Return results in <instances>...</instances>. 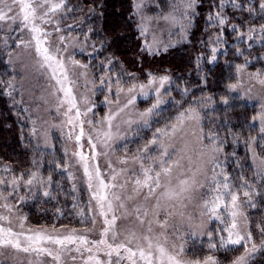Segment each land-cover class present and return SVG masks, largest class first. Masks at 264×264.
<instances>
[{"label":"rangeland","instance_id":"1","mask_svg":"<svg viewBox=\"0 0 264 264\" xmlns=\"http://www.w3.org/2000/svg\"><path fill=\"white\" fill-rule=\"evenodd\" d=\"M26 2H31V0H26ZM52 2L59 3L60 1L52 0ZM188 2L189 0H135V3L140 4V8L137 9L134 7V0L132 1L133 13L138 21V35L141 40V46L148 56L168 54L174 51L177 46L188 44L193 16L197 9V1L195 0L192 9L186 10L185 4ZM8 3L11 4V0H8ZM66 3L64 1V7L58 9L55 13H49L47 17L48 23H42L39 19L34 21L42 29V32L51 33L50 36L41 34V39L44 41L42 47L48 48L58 60L63 61L68 77L66 81L63 80L60 70L55 64H52V68H49L47 64H44L43 57L37 54L36 41L32 38L33 33L28 28L22 27V15L17 16L15 23L11 19L0 21V37L6 51V64L11 72L10 82L14 86L9 91L14 94L12 97L16 98L15 105L20 110H23L22 113L27 118L32 143L42 153L49 154L51 158L50 163L54 164L56 168L55 180L49 175L43 178L37 174L32 185H26L25 183L30 177L24 180V183L20 179L15 178L17 184L9 187L14 177L7 180L3 179L0 175V180L5 182L4 184H0V191H3L4 196H7V200L0 199V215L8 217L7 220L0 221V227L11 228L15 232H24L25 234H28L29 229L33 232L46 230L48 234L53 236L67 235L75 229V235L87 236L92 241L99 240L105 226V218L99 215L97 203L92 199L93 194L97 192L98 181L93 179L92 188H89L87 177L84 175L83 163L75 155V153L79 152L88 157L90 171H93L94 167H98L101 172V179L105 180L106 183L117 185L114 188L106 190L108 199L112 201L115 214L118 217L116 231L119 235L115 243L126 242L125 238L129 234V230L135 231L137 236L146 234L154 239L157 235L163 233V235H160V242L170 252H178L179 246L185 240L188 241L185 245V254L178 257L179 259H200L198 258V253L201 252L203 246L204 249L214 250L208 247V235H200L202 229L198 227L199 225L202 223L206 224L207 229L212 232V241L217 243V245L219 244L221 235L225 238L227 237L226 232L218 231L224 229L226 224H230L231 221L223 206H221L220 211L225 223H221L215 219L209 220L208 216L202 217L200 215L201 209L194 206L202 204V198L200 192H194L193 205L184 210L186 213L185 218H181L178 214L170 217L166 216L163 210H161L158 217H154L151 212V205L155 204V199H153L146 203V206L149 208V215L144 217L143 213H141V217L145 220V223L141 225L135 219L136 213L132 212L131 215L126 217L125 211L119 208L120 201L115 200L112 196V193L120 194L122 197L132 193L133 184L131 181L136 177L130 175L129 172L121 171L122 169H135L137 172L139 171L138 164L132 163L131 159H129L127 164L119 162L121 158H125L126 150L124 145H127V155L130 157L132 153L137 151L138 147H141L148 140L152 139L157 128H165L167 125L168 130L171 131L172 124L176 123L175 118L179 114L174 116V119H171L172 121L169 122V119L166 120L162 113L167 103L163 94L170 89L172 78L168 76L170 78L169 81L160 89L162 98L165 101L158 109L160 115L153 117L150 126L143 128L138 135H132V130L137 128L138 125L132 124L130 127L125 121L129 119L138 120V113L155 103V92L149 89L148 97H144L139 94V89L137 88V92L135 93L137 97L136 102L125 108L123 112H120L119 109L123 108L132 95L127 92V88L132 83H136L137 85L140 83L146 84L148 74L151 72H141V78L135 76L128 81L122 80V86L125 91L117 96V76L111 74L107 68L103 69L100 60L94 61L99 48L91 40L90 29H80L81 25L69 18L70 13L65 10ZM173 5H176L177 8L173 9ZM0 7L4 6L0 5ZM46 9L47 5L44 8H37V15L42 16ZM4 11H8L7 7H4ZM186 11L187 18H185ZM170 12L177 17L175 24L171 20L166 21L163 19ZM17 13H19V6L13 5V11L8 12V16L11 17ZM141 25L144 27L143 34H141ZM9 26L13 29L12 31H9ZM57 28L60 31H57ZM77 28L80 29L79 32H76ZM61 36L65 37L63 42L60 41ZM17 44H19V47H17ZM149 47L151 48V54L148 50ZM57 48L60 51H57ZM81 65H85L86 67H81ZM243 66V70L239 73L236 69L235 84L237 88L231 92L235 96L240 97L246 104L254 105L258 108V116L254 120V124L259 130L260 137H262L264 133L261 132L262 125L259 116L264 114V85H261L259 80H264V76L250 70L247 63H244ZM54 71L57 77L63 81V87L71 88L72 95L76 98L77 108L81 112L78 121L75 119L76 109L68 112L67 110L70 105L68 103L61 105V100H65L66 97L64 92L61 91V85L57 84L56 80L53 79ZM151 74L157 78L164 76L162 74ZM101 77H104L103 84L101 83ZM109 82L112 84L111 91L107 87ZM156 87H159L158 82L153 85V89ZM88 108H91L92 111L88 112ZM85 112H87V115H84ZM112 113H118L113 119L110 129L113 139L105 145L103 143L104 138L102 136L98 137V132L109 131L108 125L103 123V118ZM69 117L73 118L72 124L68 123ZM89 120H92L94 123L90 125L88 123ZM81 124L85 135L77 143L75 137L80 133ZM201 124V115L199 121L185 119L182 125H178L177 131L173 135L162 138L163 144L169 148V151L177 153L174 159H179L183 156L181 165L185 172H187L190 166L195 168L198 153L207 145L205 141L204 144H201L198 139L201 135ZM119 137H124V139H120ZM89 138L96 144L97 156L95 160L91 159L93 149L88 142ZM207 146L210 150V145ZM158 148L159 145L152 146V149ZM104 153H107V155ZM248 153L254 172L258 177H264V175H259L257 172L260 160L256 159V157H260L261 159H264V157L256 150L255 140L251 141V150L248 147ZM153 154L158 156L159 151H155ZM213 155L217 157L219 167L214 168L212 164H205L209 180L214 172H220V169L226 166L231 159L230 155L223 150L219 153H213ZM56 157L58 161H56ZM188 157L192 158L194 162L192 165H189ZM204 159L207 160V157ZM109 163L115 168V173L109 167ZM145 163H148V161H145ZM57 165H60V167H57ZM180 171L181 169L179 168L173 170V184L177 182V178H183L179 175ZM117 173L118 175H116ZM113 175H116L115 180L111 178ZM49 177H51V180H49ZM197 178L200 181H206L204 175H198ZM216 178L220 180L219 176ZM60 180L64 181L66 188L62 189L58 196H54L49 189H41L42 187L54 188V186L61 189L62 182L58 184ZM126 180L129 183L126 184L125 188H121L120 185L125 184ZM15 188H18L19 191H14L13 195L8 196V191ZM45 191L49 193L48 196L44 195ZM201 192L207 193L208 189H201ZM209 195H214V193H209ZM21 196L25 198L23 201L20 200ZM226 199L230 200V197H226ZM239 200L240 210L243 215L237 217V224L238 230L243 233L245 230L250 231L248 220H245V216L247 217L248 215L246 209V205L248 204L244 203L247 200L245 198H239ZM124 202L129 210L135 206L145 204L142 195L134 201L125 200ZM5 203L12 206L11 212L3 207ZM106 207L107 205H105ZM33 213L36 219L32 217ZM187 213H191V220L187 219ZM47 217L52 220V223L43 224L42 220L45 221ZM22 218L23 229L20 227ZM108 218H111V214H109ZM164 219L168 220L166 229L160 228L155 223L156 220L163 221ZM93 220L95 224H93ZM150 220L153 221L151 224L153 231L148 233V221ZM190 232L197 233L195 238L187 235ZM178 236L180 239H177ZM165 238L167 240L166 243ZM107 239L109 242H112L111 233H109ZM135 243L134 241L130 247H135ZM140 243L146 247V243L143 240ZM173 245H175V248ZM45 246L55 248L51 244ZM69 247L75 246L70 245ZM248 247L251 248V244ZM236 248L241 247L237 246ZM243 251L244 249H242L239 255L243 254ZM259 251L251 255L249 264H251ZM218 252L216 253V257L220 260ZM70 255L77 257L75 264H83V259L79 254L72 252ZM88 255L90 254L83 253V258L86 259ZM98 258L104 261L109 259L102 252L98 253ZM36 259L35 254L29 256L22 252H15L10 248L0 249V264H29V260L35 262ZM39 259L42 261V264H55V261L48 256H42ZM111 259L115 260L116 256L113 255ZM62 260L65 264H73L67 255H63ZM231 262L228 264H231ZM121 264H129V262L125 260Z\"/></svg>","mask_w":264,"mask_h":264},{"label":"trees","instance_id":"2","mask_svg":"<svg viewBox=\"0 0 264 264\" xmlns=\"http://www.w3.org/2000/svg\"><path fill=\"white\" fill-rule=\"evenodd\" d=\"M64 1L67 2L65 10L72 9L69 18L80 24V29H90L91 40L99 48L94 61L100 60L103 69H110L111 74L123 81L135 76L141 78L143 71L172 78L162 111L166 120L171 122L190 105L196 107L202 118L205 143L209 145L207 137L213 134L218 146L231 157L220 172L228 175L233 191L243 185V191L251 192L255 207L247 203V220L253 242L260 244L262 236L257 225L264 226V177L256 175L248 153V145L254 137L256 150L264 157V142L253 119L258 116V108L246 104L228 87L236 83L237 65L247 63L250 70L264 76V41L261 40L264 33L260 32L264 14L259 8L260 0H196L197 9L188 44H181L174 51L159 56H148L141 46L133 0ZM250 8L255 12H249ZM209 16L213 19L209 20ZM220 17L225 19L224 25L219 24ZM233 26L236 31H233ZM249 28L256 29L251 33V40L248 39ZM80 29L77 28L76 32ZM213 48L216 49L214 60ZM4 49L0 37V81H3L0 84V175L7 180L18 178L22 183L33 172L43 178L49 175L54 179L56 168L50 163L49 154L42 153L32 143L27 118L15 105L14 94H4L9 91L6 85L11 79ZM109 58L112 60L110 65L107 63ZM225 98L227 103H224ZM223 174L219 175L221 181ZM61 182V189L57 186L41 189H49L58 196L66 188L64 181L60 180L58 184ZM243 191H239V198L248 199ZM42 223H52V220L47 217ZM242 249L219 251L221 264L231 262ZM216 253L203 246L198 258L203 259L209 254L216 256ZM251 264H264V249L258 252Z\"/></svg>","mask_w":264,"mask_h":264},{"label":"snow or ice","instance_id":"3","mask_svg":"<svg viewBox=\"0 0 264 264\" xmlns=\"http://www.w3.org/2000/svg\"><path fill=\"white\" fill-rule=\"evenodd\" d=\"M195 4V0H189L187 4H185V9H192ZM0 5L7 7V12L4 11V7H0V21H7L11 19L14 23L17 20V16L22 15L21 24L23 28H28L29 31L33 33V39L36 41V52L38 55L43 57L44 64H47L49 68H52V64H55L57 68L60 70V75L63 77V80L66 81L68 79L67 73L64 69V64L62 60H58L56 56H54L48 48L42 47L44 41L41 39V34L44 36H50L51 33L42 32V29L35 24V20L39 19L42 23H48L47 19L49 13H55L58 9L64 7V0H60L59 3H53L52 0H31V2H26V0H11V4L8 3V0H0ZM13 5L19 6V13L14 14L9 17L8 12L13 11ZM47 5L46 11H44L42 16L37 15V8H44ZM134 7L139 9L140 4L135 3ZM177 6L173 5V9H176ZM259 8L261 10V14H264V0H260ZM72 9H69L71 11ZM249 12L254 13V9H248ZM185 18H187V11L185 12ZM164 20H171L173 24L177 22V17L173 13H169L163 17ZM213 18L209 16V20ZM225 19L223 17L219 18V24L224 25ZM31 25V27H29ZM13 29L9 26V31ZM60 31L59 28L56 29ZM237 29L233 26V31ZM255 28H249L248 39H253L251 33L255 32ZM260 32L264 33V24L260 25ZM144 33V27L141 25V34ZM65 39L64 36L60 37V41L63 42ZM261 40L264 41V35L261 36ZM19 47V44H17ZM149 53L151 54V48L149 47ZM57 51H60L57 48ZM214 60L216 49H212ZM11 55V53H9ZM51 62V63H49ZM79 63V62H75ZM107 63L112 64L111 58L108 59ZM43 66V65H41ZM81 67H86L85 65H81ZM237 72H241L244 68L243 65H237ZM110 71V69H109ZM131 75V74H129ZM53 79L56 80L57 84L61 85V91L64 92L66 97L65 100H61V105L64 103H68L70 106L68 108V112H71L73 109H76L75 119L78 121L81 112L79 108H77V101L75 96L72 95L71 88L63 87V81L57 77L54 71ZM169 77L167 75L156 77L151 73L148 74L147 83H132L130 87L127 88V92L132 95L127 100V103L124 104L123 108H120L119 111L123 112L125 108L129 105H132L136 102L137 88L139 89V94L148 97L149 89H152L155 92L156 100L155 103L151 105V107L146 108L144 111L138 113V120H126L125 123L130 127L132 124H137L138 127L133 129L131 134L138 135L143 128L149 127L151 124V120L153 117L160 115L158 109L160 105L165 101L162 98V94L160 89L163 88L165 83L169 81ZM158 82L159 87L153 89V85ZM3 81H0L2 84ZM101 83H104V77H101ZM261 85H264V80H259ZM109 91L112 89L111 82L107 85ZM229 90L235 91L237 88L236 84H229ZM6 88L11 90L14 88L13 84L9 81L6 85ZM125 89L122 86V79L117 77L116 80V94L119 96L120 93L124 92ZM4 94L11 95V91H7ZM166 91L163 95H167ZM238 98V97H237ZM228 99H224V103H227ZM119 103V101H117ZM88 112L92 111L91 108L87 109ZM67 115V113H65ZM118 113H112L106 115L103 118V123L108 125L109 131L98 132V137L102 136L103 143L105 145L108 144L109 141L113 139V134L110 131L112 127V121ZM87 115V112L84 113ZM176 123L172 124L171 131L168 130L167 125L165 128H157L156 132L153 134L152 139L148 140L141 147H138L135 153H132L130 157L127 155V145H124L126 150L125 158H121L119 162L121 164H127L129 159H131L132 163L138 164L139 171L137 172L135 169L128 170L122 169L121 171L129 172L130 175L135 176L136 178L131 181L133 184L132 193L126 196H121L117 193H112V196L115 200L120 201L119 208L125 211V216H129L132 212L136 213L135 219L140 222L141 225L145 223V220L141 217V213H143L144 217L149 215V208L146 206L148 201L155 199V204L151 205V212L154 217H158L161 210L166 213V216L179 215L181 218H185L186 213L185 209H187L190 205H193V193L200 192L202 198V204L194 205L201 209L200 215L208 216L209 220L215 219L219 220L221 223H225L223 215L221 214V206H223L224 210L227 211L228 216L231 218L230 224H226L225 228L218 231H223L227 233V237L221 235L219 244L212 241V232L207 229L206 224L202 223L198 227L202 229L200 235L207 234L209 237L208 247L214 251L224 250L225 252L233 251L237 246L243 247V254L236 256V258L231 262V264H249V258L251 255L258 251L264 249V226L257 225L261 232V244L257 245L253 242V235L250 231L245 230L243 233L238 230L237 217L243 215L240 210V200H239V191H243V185L241 188L233 191L232 186L228 183L229 177L227 174H223L222 172H214L213 176L210 180L207 178V173L205 169V164H212L213 167H219L217 162V157L213 155V153H219L222 149L218 146V142L214 138L213 134H209L207 137L208 143L210 145V150L206 145L205 148L201 149L198 153L197 162H195V168L189 167L187 172L183 170V166L181 165V160L183 156L179 159H174L177 155L175 151H169V148L166 147L162 138L166 136H171L177 131L178 125H182L187 120H196L199 121L200 113L197 111L195 106L190 105L186 111L181 112L179 116L176 118ZM253 119H257V117H253ZM261 121V132L264 133V114L259 116ZM69 124L73 123V118L69 117ZM88 123L92 125L94 122L89 120ZM85 135L83 126H80V133L75 137L77 143L81 140V137ZM120 139H124V137H119ZM201 144H204L205 137L203 136V131L201 129V135L198 137ZM253 141L255 138H251ZM261 141L264 142V136H262ZM89 144L91 145L93 151L91 155V159L95 160L97 156L96 152V144L93 143L92 139L89 138ZM153 145H159L158 149H152ZM251 150V144L248 145ZM159 151V155H154L153 152ZM107 155V153H104ZM75 155L79 158V160L83 163L84 167V175L87 177L88 186L92 188L93 179L98 181L97 192L93 194L92 199H94L99 208V215L104 217V228L101 232V238L96 241L89 240L87 236L75 235L76 230L73 229L71 233L63 236H53L47 233V231H36L33 232L31 229L28 230V234L24 232H15L11 228L0 227V249L10 248L18 253H25L31 256L35 254L36 261L29 260V264H42L40 261V257L48 256L51 257L55 264H65L62 260L63 255H67L68 258L75 264L77 259L76 256H71L72 252H75L80 255L83 259V264H121L122 261L127 260L129 264H220V260L213 254L206 255L203 260L200 259H187L182 260L178 257L183 256L185 254V245L188 243L187 240L184 241L179 246L178 252H170L164 244L160 242V235H157L155 239L149 235L137 236L135 231L129 230V234L126 236V242L115 243L119 233L116 231V222L117 215L115 214V209L113 207V203L108 199L107 189L114 188L117 185L106 183L105 180L101 179V172L98 167H94L93 171L89 170L88 157L82 155L77 152ZM207 157V160L204 158ZM256 159L260 160V164L257 166V172L259 175H264V159L260 157H256ZM189 165H192L194 162L191 157H188ZM148 161V163H145ZM255 163V161H254ZM60 167V165H57ZM109 167L112 168L115 173V168L109 163ZM175 168L181 169L180 177L177 178V182L173 184V170ZM7 171V169H5ZM94 172V175H93ZM223 174V181L218 180L216 177ZM118 175V173L116 174ZM116 175H113L112 180L116 179ZM198 175H204L206 181L198 180ZM37 174L33 172L31 177L25 181L26 185H32L34 180L36 179ZM242 181L244 177L240 178ZM51 180V177H49ZM3 180H0V184H4ZM129 183L128 180L125 181V184L120 185L121 188H125L126 184ZM17 184V180L14 178L11 181V185ZM249 188L252 187L251 184L248 185ZM207 188L208 192H201V189ZM14 191H19L18 188L12 189L8 191V196L13 195ZM209 193H214V195H209ZM45 196H48L49 193L47 191L44 192ZM143 196V201L145 204H141L133 207L131 210L128 209L125 200L134 201L137 198ZM243 195L248 199L244 201V203H249L253 207L251 201V192L243 191ZM226 197H230L226 199ZM0 199L7 200V196H4L3 191H0ZM25 198L23 196L20 197V200L23 201ZM105 205L107 207L105 208ZM3 207L11 212L12 206L5 203ZM111 214V218L108 216ZM8 217L0 215V221L7 220ZM187 219L191 220V213H187ZM248 218L245 216V220ZM153 221H148L149 227L147 229L148 233L153 231L151 224ZM155 223L162 229H166L168 226V220L164 219L163 221L156 220ZM93 224L95 221L93 220ZM20 227L23 229V218L21 220ZM109 233L112 236V242H109L107 239ZM188 236L195 238L197 235L196 232L187 233ZM177 239H180L178 236ZM143 240L146 243V247L143 246L140 241ZM135 243V247H130ZM167 242L165 238V243ZM54 245L55 248L46 247L45 245ZM251 244V248L248 245ZM70 245H74L75 247H69ZM175 248V245H173ZM154 250V251H153ZM89 253L86 259L83 258V253ZM103 253L109 259L107 261L101 260L98 258V253ZM126 254V255H124ZM113 255L116 256L115 260L111 258Z\"/></svg>","mask_w":264,"mask_h":264}]
</instances>
